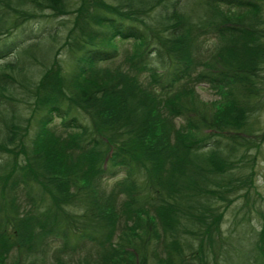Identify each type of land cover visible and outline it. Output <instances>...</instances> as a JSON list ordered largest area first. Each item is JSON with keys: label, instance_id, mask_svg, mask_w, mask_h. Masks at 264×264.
Returning <instances> with one entry per match:
<instances>
[{"label": "trees", "instance_id": "1", "mask_svg": "<svg viewBox=\"0 0 264 264\" xmlns=\"http://www.w3.org/2000/svg\"><path fill=\"white\" fill-rule=\"evenodd\" d=\"M0 61V264L66 229L89 245L51 264H226L264 143V0H0ZM257 219L231 264H264Z\"/></svg>", "mask_w": 264, "mask_h": 264}, {"label": "rangeland", "instance_id": "2", "mask_svg": "<svg viewBox=\"0 0 264 264\" xmlns=\"http://www.w3.org/2000/svg\"><path fill=\"white\" fill-rule=\"evenodd\" d=\"M64 18H52L51 21L46 25L45 29L48 30L50 27H54L53 31L56 28H59L58 23H61ZM42 26L37 24L26 25L18 34L15 33L16 39L19 37H24L26 33L32 34V39L38 34H42ZM53 33V32H52ZM12 38H9L11 41ZM58 40V38H57ZM129 43H125L120 48L119 56L117 62H123L125 58L126 49L129 50ZM64 57V54H61V58ZM148 72H145L147 75ZM200 98L205 101L213 100L216 96L211 92L206 84H202L196 87ZM264 131V125H263ZM256 154L254 150L250 151V155ZM254 172H255V192H251L248 198L239 199L226 213L225 221L223 223V235L227 237V243L223 242V249L217 251L219 257V262H226V264H231L230 260L226 258V253L231 256L232 261H237L238 257H242L247 250L246 238L251 237L254 231L259 229V220L258 212L264 210V203L261 197H264V143L257 154L255 163H254ZM125 175V172L121 169H108L104 173L103 184L104 186L110 187L116 180H120ZM111 176L110 178H108ZM21 187L18 188V191ZM111 188V187H110ZM109 188V189H110ZM19 194V193H18ZM19 197L22 201H25V196L19 194ZM39 203L38 200H36ZM26 208H30L29 202H27ZM23 204L21 205L22 208ZM20 208V210H21ZM65 225L62 226V228ZM79 232L75 229L64 230V232H59L58 236H51L47 239L46 243L38 251L30 254L25 258V262H31L33 264H51L54 261V258L62 257L64 260L69 261L70 259L78 260L83 257L85 251L84 246L89 245L84 238H78ZM224 258V259H223Z\"/></svg>", "mask_w": 264, "mask_h": 264}]
</instances>
